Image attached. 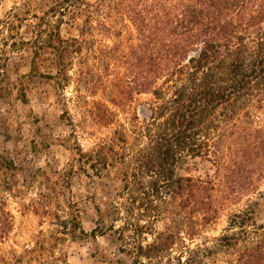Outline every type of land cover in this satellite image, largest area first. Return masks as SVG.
Listing matches in <instances>:
<instances>
[{
  "label": "trees",
  "instance_id": "16d2710c",
  "mask_svg": "<svg viewBox=\"0 0 264 264\" xmlns=\"http://www.w3.org/2000/svg\"><path fill=\"white\" fill-rule=\"evenodd\" d=\"M82 13L77 36L63 38L64 20ZM32 16L36 24L27 40L20 35L27 20L20 8L0 19V81L7 51L51 49L52 78L63 91L73 86L70 101L80 126L88 121L103 133L86 150L76 142L67 168L30 171L31 211L46 227L18 252L3 248L14 218L0 201V264H66L67 241L106 229L130 264H203L217 249L229 264H264V225L251 201L227 216L211 245L207 238L188 244L216 222L220 206L211 178L177 174L190 157L218 166L227 144L232 183L225 200L258 193L264 122L255 121L250 108L264 109V0H57ZM6 91L0 85V96ZM140 95L151 98L144 117L133 108ZM116 168L112 224L86 233L71 181Z\"/></svg>",
  "mask_w": 264,
  "mask_h": 264
},
{
  "label": "rangeland",
  "instance_id": "374dc122",
  "mask_svg": "<svg viewBox=\"0 0 264 264\" xmlns=\"http://www.w3.org/2000/svg\"><path fill=\"white\" fill-rule=\"evenodd\" d=\"M56 1L0 0V19L11 9L20 8L21 16L27 19L22 24L20 35L27 40L31 38L36 24L32 15L40 16ZM83 17L84 13L66 18L60 28L61 36H77ZM6 38L9 44L12 40L7 35ZM3 47L0 39V49ZM6 53L5 80L0 81V85L7 89L0 96V201L6 204L14 218L12 233L3 248L18 252L30 244L37 231L46 227L39 226V219L31 211L30 203L35 191L29 189L30 171L37 167L46 171L67 168L71 162V147L77 142L84 150L88 149L103 130L90 125L88 121L80 126L81 116L70 101L73 86L69 85L63 91L52 78L56 74V64L51 49L44 48L36 54L25 46L22 50H9ZM150 100L148 95L135 97L133 108L140 117L148 114L147 103ZM66 110L68 116H62ZM250 111L255 121L259 124L264 122V109L251 107ZM70 120L76 126L74 131ZM240 135L245 136L244 133ZM226 147L227 144L222 147L225 159L218 160V166L213 160L190 157L177 168L179 176L211 178L215 184L214 198L220 206L219 218L204 228L200 236L188 242L191 247L206 238L211 245V240L226 227L227 216L244 209L250 201L256 203V221L264 225V174L257 185L258 193H248L230 202L225 200L227 185L232 183L227 179L229 163ZM119 175L120 168H116L99 177L82 174L73 177L71 195L79 204L81 227L86 233L99 225L112 224V203L120 187ZM252 179H258V176L253 175ZM161 229L162 223H157L156 230ZM64 247L66 264H130L129 258L118 250L116 235L108 229L96 237L88 235L76 241H67ZM50 264L63 263L55 261ZM203 264H229V258L217 249Z\"/></svg>",
  "mask_w": 264,
  "mask_h": 264
}]
</instances>
